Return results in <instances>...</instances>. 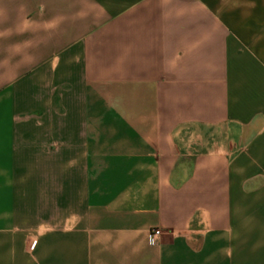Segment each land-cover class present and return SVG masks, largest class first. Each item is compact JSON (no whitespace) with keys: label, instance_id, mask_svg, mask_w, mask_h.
<instances>
[{"label":"crops","instance_id":"crops-1","mask_svg":"<svg viewBox=\"0 0 264 264\" xmlns=\"http://www.w3.org/2000/svg\"><path fill=\"white\" fill-rule=\"evenodd\" d=\"M0 264H264V0H0Z\"/></svg>","mask_w":264,"mask_h":264},{"label":"built area","instance_id":"built-area-1","mask_svg":"<svg viewBox=\"0 0 264 264\" xmlns=\"http://www.w3.org/2000/svg\"><path fill=\"white\" fill-rule=\"evenodd\" d=\"M161 233V231L159 229L153 231V233L151 234V243L153 245L157 244L158 242V236Z\"/></svg>","mask_w":264,"mask_h":264}]
</instances>
